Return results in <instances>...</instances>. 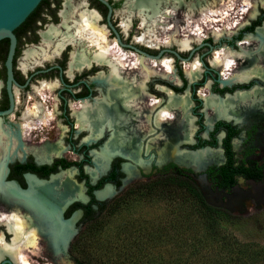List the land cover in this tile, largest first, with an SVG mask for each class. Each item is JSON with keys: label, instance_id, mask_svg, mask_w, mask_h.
<instances>
[{"label": "flooded vegetation", "instance_id": "1", "mask_svg": "<svg viewBox=\"0 0 264 264\" xmlns=\"http://www.w3.org/2000/svg\"><path fill=\"white\" fill-rule=\"evenodd\" d=\"M66 1L44 0V3L42 1L28 22L23 23L24 25L15 31L17 50L13 61L15 82L12 87L14 108L9 115H0V135L4 144L7 145V147L3 146L10 150V156L12 157L13 151H17L18 156L12 157L13 160L6 163L3 171L4 179L0 183V201L7 207L15 209L16 203L9 200L3 192L4 185H13L16 190L18 189L12 182L23 189L28 188L29 185V191L31 189L29 178L37 182L40 181L36 178L51 181L52 175L75 167L77 171L71 169L76 171L73 181L83 188V198L72 201L62 215L64 223L70 222L77 216L72 226L75 232L67 247L83 227L95 222L96 218L106 212L116 199L145 190L143 186L150 184H154L155 190L160 187L162 178L188 180L198 188L201 197L205 200L199 182L200 179H204L214 200L233 204V211L218 208L231 216L263 210L264 98L258 105L248 107L241 104L240 97L252 94L254 91L264 92V80L253 77L247 82L242 80L230 82V74L225 73L224 69L215 67L213 62L216 57L223 56L226 52L241 53L245 50L246 45L244 46L243 43L248 37L259 36L258 31L264 26V7L260 4L257 6V15L254 18L246 17L245 19L244 17L243 20L248 22L244 27L238 28V32L233 33L231 38L224 37L225 33H222L217 37L219 42L212 44L209 42L211 38L207 36L199 44L192 42V48L188 51L182 50L178 44L173 43L172 45L180 48H177V51L175 48L168 49L169 46L165 45L151 47L149 39H146L147 43L140 42L148 27L143 26L141 16L134 8L136 0H104L105 2L84 0L85 4L82 0H71L73 4L82 2V8L96 12V22L100 27L106 28L108 41L116 40L118 46H122L120 47L122 50L130 52L121 54L116 52L113 53L114 55L128 54L134 59L135 57L131 55L134 54L152 59L149 56L158 57L163 52L160 59L170 57L173 60L170 79L177 80L170 82L168 81L170 79L154 74L145 83L146 96L152 98L155 105L152 109L142 110L143 122L147 121L145 117H149L148 126L152 128V133L142 137L141 159L148 167L135 164L132 159L124 156V153H117L109 158L106 169L93 178L91 172L97 168L94 156L101 152L110 139L111 130L106 128L103 136L89 143L87 139L91 133L87 129L79 128V119L74 113L83 105H91L92 108L97 100L102 104L109 103L108 85L104 80L97 78L102 73L110 75V67L92 63L89 68L75 71L71 78L68 74L69 64L76 48L68 44L52 61L30 65L26 72L23 69L26 52L34 50L35 47L39 48L43 44L42 34L50 26L61 25L62 14L68 9H65ZM182 3L185 6L183 1ZM242 10L244 9L239 11ZM79 13L75 11L74 17L79 16ZM72 20L70 19V22H73ZM126 22L129 24L127 31L123 28ZM171 33L173 34L174 31ZM229 33L232 34V32ZM158 35L161 37V32H158ZM190 37L184 40H190ZM167 38L170 39V36ZM116 41H113L115 45ZM199 45L207 47L208 51L199 54ZM9 47L8 39L0 42V113L10 108L5 65ZM172 51L177 52L181 58ZM194 60L201 62L202 68L198 80L191 82L190 68L186 70V66ZM54 83H57V87L50 90L49 84ZM132 89L135 95H140L142 92V89L137 86ZM171 95L177 99L187 98V104L184 111L174 110L175 112L170 113V117L173 116L178 121L175 126L177 130L171 131L170 134L173 146L169 159L160 165L158 147L164 146L165 143L161 140V128L155 121L161 111L167 108ZM209 99L215 101L218 108L210 107L207 103ZM230 99L236 101L233 107L227 104ZM140 101L143 100L138 99L137 103ZM37 107L41 108L39 113L33 114ZM51 121L53 125L49 130L54 131L53 139H42L40 136L43 135V127ZM64 127L67 132L63 140L61 139V143L66 148L65 153L76 154L79 160L70 162L66 154L47 160L41 151L42 148H45L47 144L58 143ZM152 139L158 140V145L151 147L147 152L148 143ZM200 155L203 157L199 158ZM183 156L187 159L182 161ZM190 156L193 158L188 159ZM67 164H69L68 167H65ZM129 169H133L131 174ZM103 192L107 194L99 196ZM188 195L191 198V195ZM237 203H241L242 208ZM18 207L21 213L30 212L23 203H19ZM54 232L55 230L46 234L49 235V239ZM0 234L5 237V240H12V234L1 222ZM4 257L0 264L17 263L9 256Z\"/></svg>", "mask_w": 264, "mask_h": 264}, {"label": "bare ground", "instance_id": "2", "mask_svg": "<svg viewBox=\"0 0 264 264\" xmlns=\"http://www.w3.org/2000/svg\"><path fill=\"white\" fill-rule=\"evenodd\" d=\"M182 1L136 0L134 8L139 12L143 26L145 28L148 27L140 42L147 43L146 39H150L149 43L151 47L172 46L175 43L182 50L188 51L192 48V42H195V37L190 38V40H184V37L182 39L181 36L184 33H190V27L197 26L198 28H204L209 23L216 22L212 20L213 17L222 16L226 13L232 15L234 14L233 11L237 13L236 9L241 10L245 8L242 11H246L247 13V9L249 8V17L254 18L257 15V6L260 4L264 7V0H228L229 4L218 1L217 11H208L207 9L204 12L203 7H198L200 11L196 12L197 6H193V8H190L188 14L182 16V14H185L182 11L185 8ZM82 2L73 4L71 0L66 1L65 9H68L62 14L63 21L61 25L50 26L42 34L43 44L39 48L35 47L34 50L26 52L23 69L26 72L30 65L41 64L42 61H52L55 56L60 55L61 51L68 44H72L76 48L75 52L72 53L69 64L68 74L71 78L74 76L75 71H81L85 67L89 68L92 63L108 65L111 69L110 75L102 73L97 79L104 80L108 85L107 100L109 103L102 104L101 101L97 100L92 108L91 105H83L79 109L80 113H78L79 111L74 113L78 116L79 128L81 130L87 129L91 133L87 139L89 143L103 136L106 128L111 130L110 139L101 152L94 156L97 168L91 172V175L93 178H96L106 169L109 158L117 153H124V156L132 159L135 164L146 167L147 164L141 159L142 137L145 134L152 133V128L148 126L149 117H145L147 121L143 122L142 110L144 108L152 109L155 105H153L154 101L152 98L146 96L145 83L154 74L162 73L160 72V66L169 69L168 72H164L161 76L167 80L170 79L173 60L169 58L168 62H157L152 59L135 56L134 54H131L135 57L134 59L128 56V54L114 55L115 44L108 41L106 28L100 27L98 22H96V12L82 8ZM214 6L211 5V7ZM75 11L80 12L79 16L74 17ZM190 17L197 18L198 20L189 19ZM70 19H73V22H70ZM159 19L162 21H158ZM169 20L173 21L172 24H175V30L170 35L171 41L162 43L157 39L159 35H153L152 32H155L156 29L159 30V33L163 32L160 30L161 27L164 31L171 29H167L164 24ZM123 28L127 31L129 24L127 22L124 23ZM155 33L158 34V32ZM258 33L259 36L248 37L245 40L243 45H246V47L241 53L226 52L223 56L216 57L215 62H213L215 67L224 69L225 73L230 74V82L235 80L247 82L253 77H259L264 80V26ZM187 38H189V35ZM200 72L201 66L194 61L190 65V81H197L200 77ZM134 86L142 89L140 95L134 94V89H132ZM56 87L57 83L49 84L50 90H54ZM169 97L167 108L161 111L155 121L161 128V140L165 143L164 146L158 147L160 155L158 162L160 165L169 159L173 146L170 134L171 131L176 132L177 130L175 126L178 121L173 116L170 117V113L175 112L174 110L184 111L187 104V98L177 99L173 95ZM262 98H264V92L254 91L252 94L241 96L240 102L242 105L252 107L258 105ZM138 99H142L143 101L137 103ZM207 103L210 107L218 108V104L213 100L209 99ZM227 104L233 107L236 101L230 99ZM40 109V107H37L33 111V114L39 113ZM66 132L67 129L64 127L58 143L55 145L47 144L45 148H42L41 151L47 160H51L53 157L64 156L66 148H64L61 141ZM3 145L6 144H4L0 135V183L4 179L3 171L6 168V163L12 157L18 156L17 151H13L11 152V157L10 150L6 149L7 145L6 147ZM156 145H158V140L152 139L148 143L147 152L151 147H156ZM202 157V155L199 156V158ZM191 158L193 157H188V159ZM185 159L187 157L183 156L181 160ZM128 171L131 174L133 169H129ZM75 173V170L62 172L60 175L52 177L49 183H41L33 178H29L31 189L28 192L26 191L27 193L19 192L13 185L3 186V192L17 206L15 209H12L0 201V222L12 234L11 241L5 240V237L0 234V260L4 256H9L17 262L16 264H24L22 259L24 251L28 248H34L41 235H46L53 230H55L53 236L48 239V242L53 245L48 247L51 256L53 254L51 247L55 249L58 246L65 245L71 239L70 237L74 232L72 226L77 220V216L70 222L64 223L62 222V215L72 201L76 198H83V188L73 181ZM106 194L107 192H103L99 196ZM19 203H23L28 207L30 212L21 213L18 207Z\"/></svg>", "mask_w": 264, "mask_h": 264}, {"label": "rangeland", "instance_id": "3", "mask_svg": "<svg viewBox=\"0 0 264 264\" xmlns=\"http://www.w3.org/2000/svg\"><path fill=\"white\" fill-rule=\"evenodd\" d=\"M218 1L229 4L228 0H186V2L183 0L185 8L182 11L188 14L193 6H197L196 12L200 11L201 7L204 12L207 9L217 11ZM211 5L215 6L211 7ZM248 9L247 13L236 9L238 14L233 11L232 15L226 13L213 17L212 20L216 22L209 23L204 28L190 27L191 32L184 33L181 38L186 39L188 35L195 37L194 43L198 44L207 36L211 38L209 42L215 44L219 42L217 37L222 33H225L224 37L231 38L233 33L238 32V28L244 27L248 22L243 20L244 17L250 18ZM191 17L189 19L193 20L194 18ZM168 22L164 24L167 29L171 28L170 31H164L161 27L162 36H157L162 43L170 42L171 40L167 37L175 30L173 21ZM155 32L159 30L156 29ZM155 32L152 34L158 35ZM115 47L117 49L113 50V53L127 52L120 48L122 46H118L117 41ZM199 47V54L208 51L205 46L199 45ZM167 48H175L178 51L179 47L172 45ZM169 58L163 57L159 62H168ZM194 61L200 66L201 62ZM194 61L186 64V70ZM182 66L184 67L185 64ZM168 71V68L160 66L162 74ZM175 75L177 76L176 72ZM221 75L223 76L222 71ZM159 76L162 78L161 74ZM52 122L43 127V135L40 136L42 139H53L54 131L49 130L53 125ZM47 130H49L48 133ZM66 156L70 162L79 160L76 154L67 152ZM194 203L188 194L176 188L161 186L153 192L140 190L127 197L116 199L106 212L96 218L95 222L81 229L69 247L67 246L75 231L65 245L55 249L51 247L52 256L48 250L49 246H53L48 242L49 235H41L34 248L24 251L22 259L24 264H75L78 260L88 264H210V262L214 264L216 252L207 253L206 250H202L198 254L199 251L194 248L204 245L219 248L218 243L206 235L205 226L200 223L193 208ZM223 226L226 228L225 232L234 236L239 242L264 246V209L257 212L250 211L245 215H235L229 222H224ZM192 229L197 230V246H194L192 240Z\"/></svg>", "mask_w": 264, "mask_h": 264}, {"label": "trees", "instance_id": "4", "mask_svg": "<svg viewBox=\"0 0 264 264\" xmlns=\"http://www.w3.org/2000/svg\"><path fill=\"white\" fill-rule=\"evenodd\" d=\"M44 3V0L43 2ZM27 19L24 23L34 15ZM23 24V25H24ZM67 164L65 167H68ZM160 187L166 186L176 188L182 193L190 194L191 198L195 202L193 208L200 219V223L205 226L206 235L213 241L218 243V247L212 245L194 247L198 252L206 250L208 252H216V260L214 264H264V246L255 245L252 243L239 242L234 236L226 233V228L223 226L224 222H229L233 216L228 212L209 206L205 200L201 197L198 188L191 182L183 178H162L160 180ZM143 189L148 192L154 191V184L143 186ZM199 223V224H200ZM194 246H197V230L192 229ZM75 264H88L83 261H76ZM210 264H213L210 262Z\"/></svg>", "mask_w": 264, "mask_h": 264}, {"label": "water", "instance_id": "5", "mask_svg": "<svg viewBox=\"0 0 264 264\" xmlns=\"http://www.w3.org/2000/svg\"><path fill=\"white\" fill-rule=\"evenodd\" d=\"M42 1L43 0H0V42L5 39H8L10 41V47H9V51H8V55H7V59L5 63L6 68H7V91L10 97V108L7 111L1 112L0 113L1 116L9 115L10 113H12L13 108H14L12 87H13V83L15 82L14 71H13V61H14V57L16 54V50H17V37L15 34V31L21 25H23V23L27 21V19L39 7ZM101 1L105 2L104 0H101ZM118 41L122 43L120 39H118ZM128 47H131V46H128ZM172 53L176 54L179 58H181V56L177 52L172 51ZM162 54L163 52L158 57H154V56H149V57L152 59H160ZM71 169H75L77 171L75 167L62 170L60 171V173L56 175H52L51 179L52 177L57 176L61 174L62 172H66ZM36 179L40 182L50 181L46 179H39V178H36ZM199 182H200V187L205 196V202L209 206L214 207V208H224L229 211H233V207H232L233 204L231 202L225 203L221 200H214L210 193L208 184L205 182V180L200 179ZM12 183L16 185L17 189L21 192H26L29 189V185H28V188L23 189L19 187L16 183L14 182ZM82 186L84 187V185ZM84 190H85V187H84ZM235 203L236 202H234V204ZM237 204L240 208H242L241 203H237ZM6 262L9 263V261H6Z\"/></svg>", "mask_w": 264, "mask_h": 264}]
</instances>
